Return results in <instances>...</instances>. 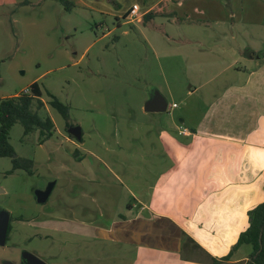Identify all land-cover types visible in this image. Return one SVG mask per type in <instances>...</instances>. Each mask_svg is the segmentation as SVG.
Segmentation results:
<instances>
[{
	"label": "crops",
	"instance_id": "crops-1",
	"mask_svg": "<svg viewBox=\"0 0 264 264\" xmlns=\"http://www.w3.org/2000/svg\"><path fill=\"white\" fill-rule=\"evenodd\" d=\"M71 1L73 6H89L123 19L135 4L140 21L156 9L157 14L141 22L144 28L156 27L160 18L172 24L190 21L198 11L197 6L185 8L189 0H131L123 10L120 0ZM206 15L204 21L217 23L222 30L198 31L197 37L187 30L180 37L183 45L170 52L185 63L191 87L187 95L209 87L196 101L203 104V111L196 112L195 103L185 110L183 98L177 105L178 122L169 118L158 126L149 123L135 136L130 132L131 140L122 132L124 141L105 143L98 150L91 141L84 146L80 125H70L79 126L80 139L67 128L74 139L64 140L78 152L77 160L61 161L72 171L71 199H65L64 192L62 197L63 190L57 187L55 201L32 223L129 244L134 253L63 264H210L230 251L248 226L247 211L264 201V14ZM145 39L155 55L154 37ZM151 88L149 94L157 89ZM175 107V102L168 103L167 109ZM56 134L54 124L51 139ZM66 163H73V168ZM121 186L133 200L125 198L124 204L134 214L117 210L124 198ZM249 251L248 245H241L222 264H242Z\"/></svg>",
	"mask_w": 264,
	"mask_h": 264
},
{
	"label": "rangeland",
	"instance_id": "rangeland-1",
	"mask_svg": "<svg viewBox=\"0 0 264 264\" xmlns=\"http://www.w3.org/2000/svg\"><path fill=\"white\" fill-rule=\"evenodd\" d=\"M132 1L120 0V9ZM187 2L185 8L198 7L190 21L183 19L172 24L160 18L155 22L156 27L144 28L143 17L141 21L139 18L128 22L89 6L75 5L67 10L58 0H0V99L20 93L36 81L46 112L59 131V135L41 144L38 131L23 136L19 122L9 131L8 141L15 155L35 161V169L31 173L17 170L7 174L12 166L11 158L0 157V187L4 189L0 193V208L10 213L6 242L0 246V264L7 260L18 262L24 250L47 264H63L78 258L116 259L134 253V246L129 244L45 229L32 223L55 201L57 187L63 190L61 196L64 192L65 199H71L72 171L61 161L77 160L78 156L75 147L66 143L74 139L66 131L68 125L48 101L53 95L66 104L69 123L80 125L84 146H89L91 141L97 150L105 143L124 141L122 132L125 140H131L130 132L135 136L139 128L149 123L158 126L169 118L178 122L181 112L177 105L183 98L187 103L185 110L195 103V111H203V104L196 101L209 87L187 95L191 87L185 63L170 52L183 45L179 43L180 37L187 30L193 37L202 31L222 30L219 24L204 21L207 13L256 18L264 14V0ZM112 8L118 9L114 5ZM223 27L229 28L226 23ZM167 33L170 38L166 37ZM147 35L155 39V55L145 39ZM152 86L163 93L169 104L175 102L173 111L144 112L143 104ZM66 164L73 168V163ZM52 181L55 187L47 202L38 203L34 191ZM120 190L124 198L118 212L134 214L124 204L132 198L123 186Z\"/></svg>",
	"mask_w": 264,
	"mask_h": 264
},
{
	"label": "trees",
	"instance_id": "trees-1",
	"mask_svg": "<svg viewBox=\"0 0 264 264\" xmlns=\"http://www.w3.org/2000/svg\"><path fill=\"white\" fill-rule=\"evenodd\" d=\"M58 1L67 10L73 7L71 0ZM157 13L158 11L156 9L152 10L144 14L143 18L149 20ZM28 89V93L20 92L19 94L0 99V157H10L12 161V166L7 174H11L17 170L27 173L32 172L31 159H24L18 156L13 157L15 151L8 141V135L15 123L19 122L22 125L23 136L37 130L38 143L47 140L54 132V122L46 112L45 102L41 98L42 92L39 84L34 81L29 85ZM48 104L60 113L68 128L71 125L69 123L68 106L53 95H51ZM247 215L248 226L240 232L236 243L231 247L230 251L222 257L213 258L210 264H222L230 260L233 253L241 245H248L250 247L248 256L242 264H264V201L249 209Z\"/></svg>",
	"mask_w": 264,
	"mask_h": 264
},
{
	"label": "water",
	"instance_id": "water-1",
	"mask_svg": "<svg viewBox=\"0 0 264 264\" xmlns=\"http://www.w3.org/2000/svg\"><path fill=\"white\" fill-rule=\"evenodd\" d=\"M144 111L146 112H165L167 110L168 102L166 98L157 90L153 91L148 95V99L144 102ZM70 134L76 139H80V128L79 126H70L68 128ZM14 155L13 157H15ZM54 182H50L44 189H36L34 191L35 198L38 203H44L52 188ZM0 193H4V189L0 187ZM10 213L9 211L0 208V246H4L6 242L7 230L9 225ZM21 259L26 260L28 264H46L40 258L28 251H22ZM11 264V263H10Z\"/></svg>",
	"mask_w": 264,
	"mask_h": 264
},
{
	"label": "built area",
	"instance_id": "built-area-1",
	"mask_svg": "<svg viewBox=\"0 0 264 264\" xmlns=\"http://www.w3.org/2000/svg\"><path fill=\"white\" fill-rule=\"evenodd\" d=\"M140 17H141V15H140L138 6L135 5V4L131 6V8L129 9V11L125 15V19L128 22H134V21L138 20ZM22 92L28 93L29 92V89L26 88ZM181 132L182 133H186V129H182Z\"/></svg>",
	"mask_w": 264,
	"mask_h": 264
},
{
	"label": "flooded vegetation",
	"instance_id": "flooded-vegetation-1",
	"mask_svg": "<svg viewBox=\"0 0 264 264\" xmlns=\"http://www.w3.org/2000/svg\"><path fill=\"white\" fill-rule=\"evenodd\" d=\"M39 189H44V188H39ZM35 200H36V198H35ZM46 201H47V200H46ZM46 201H45V202H46ZM45 202H44V203H45ZM9 221H10V219H9ZM8 226H9V225H8ZM7 232H8V230H7ZM4 263H5V264H10V263H11V264H28V262H27L26 260H22L21 258H19L18 262H16V261H12V260H10V261L7 260V261H5Z\"/></svg>",
	"mask_w": 264,
	"mask_h": 264
}]
</instances>
